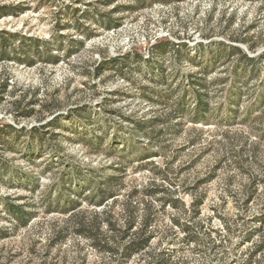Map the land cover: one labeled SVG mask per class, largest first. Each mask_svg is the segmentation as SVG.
<instances>
[{"label": "rangeland", "instance_id": "1", "mask_svg": "<svg viewBox=\"0 0 264 264\" xmlns=\"http://www.w3.org/2000/svg\"><path fill=\"white\" fill-rule=\"evenodd\" d=\"M151 2L0 0L15 12L0 17V30L50 40L53 54L61 56L57 63L32 65L0 60V131L7 140L0 143V231L7 232L0 233V264H115L114 255L78 233L79 221L92 224L104 208H114V219L124 227L126 204L132 203L140 218L146 201L154 205V245L175 248L172 260L264 264V101L254 104L264 70L241 85L237 114L231 115L227 77L236 57L221 59L207 73L197 65L204 49L196 48L224 42L258 56L264 51V1ZM95 7L113 12L122 25L108 30L87 20L83 12ZM81 39L84 46L66 55ZM164 39L160 52L156 42ZM117 56H129L130 73L94 72L102 60ZM154 62L164 72L152 79L147 68ZM195 72L209 84L210 94V112L199 122L191 118L194 99L186 83ZM186 89L181 111L175 100ZM85 104L91 106L86 111L91 119L71 114ZM130 118L152 126L135 140L128 131L134 125ZM95 172L118 176L114 195L103 204L89 199L98 183L89 185L86 174ZM63 176L73 183L63 187ZM172 195L184 207H163L158 200ZM66 197L74 207H63ZM6 201L30 211L31 220L24 225L15 219ZM198 201L195 220L204 225L205 244H186L185 233L170 228L171 220L190 222ZM212 239L220 245L216 249L206 243ZM145 262L136 254L125 264Z\"/></svg>", "mask_w": 264, "mask_h": 264}, {"label": "trees", "instance_id": "2", "mask_svg": "<svg viewBox=\"0 0 264 264\" xmlns=\"http://www.w3.org/2000/svg\"><path fill=\"white\" fill-rule=\"evenodd\" d=\"M141 5H145L148 0H137ZM151 1L155 0H150ZM256 1V0H248ZM264 1V0H263ZM16 8H19L16 6ZM128 9H133V7H126ZM10 13H15L11 6L0 5V17L5 16ZM83 16L87 20H93L98 23L101 27L112 30L118 28L122 25L121 18H115L113 12H102L98 7L93 9H86L83 12ZM86 37L91 36L89 33L86 34ZM168 39L160 40L156 42V48L160 52H164L165 46L164 43ZM53 42L47 39H40L37 37L24 36L20 33L7 32L5 30H0V60L4 61H16L21 64L32 65L38 60H44L52 63H57L61 56L53 54V48L51 46ZM85 40H77L75 44H72L66 55H70L73 52L78 51L81 47L84 46ZM61 44V43H60ZM170 45H174L171 43ZM75 46H78L76 48ZM175 46V45H174ZM73 47V48H71ZM201 47V48H200ZM197 49H204L203 56L200 61L197 62V65L202 67L204 72H209L211 69L215 68L217 63L221 59H230L232 56H235V64L227 77L230 81V95H229V109L230 114H237L236 105H238L242 88L241 85L246 82L249 78L258 75L261 70H264V51L261 52L258 56H251L245 50L240 48L237 45L225 44L224 42L214 43L213 46L205 47L202 43L196 45ZM74 49V50H73ZM76 49V50H75ZM181 45L178 46V52L182 50ZM253 49V48H252ZM187 52V50H186ZM188 55V54H187ZM137 57V56H136ZM194 58V57H193ZM129 56L126 57H111L109 59L102 60L94 69V72L100 74L105 69L115 70L116 72L127 75L131 72L126 68L129 65L128 63ZM203 59H206L205 61ZM234 59V58H233ZM137 61H143L142 56L136 58ZM148 64L151 65L150 60H146ZM129 68V67H128ZM149 73H152V79L155 75H160L164 72V68L160 62H154L152 66L147 68ZM226 78V79H227ZM186 83L190 89L191 95L194 99V106L191 109L192 116L191 118L194 121H201L207 118L208 112H210V94L207 91L209 84L204 81V78L199 73H191L186 76ZM224 79V80H226ZM219 80V79H217ZM186 85V84H185ZM141 95H146V87L144 85L138 86ZM188 89V90H189ZM259 93L256 99H254V104L257 102L264 101V82L259 86ZM187 89L184 93L178 97L176 105L179 110L183 111L185 109V100H186ZM160 96L170 98L171 95L161 93ZM171 98H173L171 96ZM89 105L85 104L79 107L74 108L71 111V114L78 116L81 119L90 118L87 114V110H90ZM133 120V126H131L128 131L131 138L137 140L138 136L147 131V128L152 126V123H148L146 120H139L136 118H130ZM53 124V123H52ZM8 126L13 130L17 131L13 125ZM36 130V127H34ZM158 133L155 132V134ZM0 143H7L5 136L2 131H0ZM81 172L76 170L77 177ZM21 175V174H17ZM89 179V185L93 181L97 182V186L94 189V192L89 196L91 201L96 202V204H103L109 197L114 195V191L111 189L113 184L118 180V176L114 174H104L102 172H95L94 174H86ZM29 179V178H28ZM71 181L72 178L62 177V185L66 187V183ZM29 181L36 185L37 180L35 178H30ZM150 192V191H149ZM153 192V191H152ZM61 197L58 200V205L62 203ZM162 206L170 204L175 208L184 207V203L178 198L172 196H163L158 198ZM74 201L70 197H66L64 201V208L74 207ZM152 201H146L145 207L146 212L141 215L140 218L136 216L135 206L132 203L128 202L126 204V209L129 212V216L126 218L125 226H118L116 220L114 219V208H104L102 215L96 214L95 219L92 224H87L83 220L79 221V226L76 228L78 233L88 237L92 241V245L99 249L101 252L110 253L115 256V264H125L128 259L132 258L136 254L143 256L145 259V264H194L189 260H172L174 256L175 248L170 250L167 249H158L157 245H154V239L158 237V232H156V227L154 224L155 218L152 216V209L154 205ZM201 201L194 203L192 206L195 211V216L191 218L190 222L182 223L180 219L176 216L172 217V227L171 229L177 227L180 231L185 233V236L182 239V242L190 244L195 242L196 244H205V239L200 236L201 230H203L204 225L200 221H196L195 218L199 215L200 210L198 205ZM7 211L22 224H27L31 218L32 213L26 210L22 205L14 204L11 202H5ZM100 216H105L104 219H99ZM106 225V229L103 226ZM1 234L7 235L6 231H0ZM174 233H177L174 230ZM210 233H208L209 235ZM211 249H216L220 245H216L215 241L207 240L206 242ZM204 264H213V262H207ZM218 264V263H216Z\"/></svg>", "mask_w": 264, "mask_h": 264}]
</instances>
